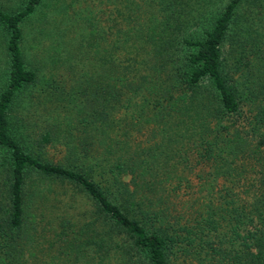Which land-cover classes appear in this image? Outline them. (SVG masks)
<instances>
[{
	"label": "trees",
	"instance_id": "obj_1",
	"mask_svg": "<svg viewBox=\"0 0 264 264\" xmlns=\"http://www.w3.org/2000/svg\"><path fill=\"white\" fill-rule=\"evenodd\" d=\"M0 0V264H264V0Z\"/></svg>",
	"mask_w": 264,
	"mask_h": 264
},
{
	"label": "rangeland",
	"instance_id": "obj_2",
	"mask_svg": "<svg viewBox=\"0 0 264 264\" xmlns=\"http://www.w3.org/2000/svg\"><path fill=\"white\" fill-rule=\"evenodd\" d=\"M1 1L4 2V3L6 2L5 0H1ZM1 59H2V58H1ZM1 59H0V64H1V61H2Z\"/></svg>",
	"mask_w": 264,
	"mask_h": 264
}]
</instances>
